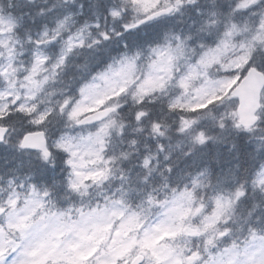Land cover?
Wrapping results in <instances>:
<instances>
[{
    "label": "snow or ice",
    "instance_id": "1",
    "mask_svg": "<svg viewBox=\"0 0 264 264\" xmlns=\"http://www.w3.org/2000/svg\"><path fill=\"white\" fill-rule=\"evenodd\" d=\"M0 264H264V0H0Z\"/></svg>",
    "mask_w": 264,
    "mask_h": 264
}]
</instances>
